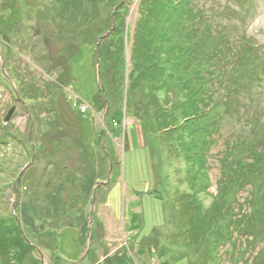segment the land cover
Returning <instances> with one entry per match:
<instances>
[{"label": "rangeland", "instance_id": "374dc122", "mask_svg": "<svg viewBox=\"0 0 264 264\" xmlns=\"http://www.w3.org/2000/svg\"><path fill=\"white\" fill-rule=\"evenodd\" d=\"M142 1L0 0V264H264V174L235 190L224 179L226 156L251 158L262 139L246 145L253 122L264 124V69L234 54L248 38L244 51L264 60V0H186L203 15L194 28L186 21L198 63L207 54L191 88L205 96L214 83L218 98L239 85L254 92L231 109L224 95L199 123L210 193L227 190L254 223L249 233L222 223L226 247L214 258L193 245L187 163L131 73Z\"/></svg>", "mask_w": 264, "mask_h": 264}, {"label": "trees", "instance_id": "16d2710c", "mask_svg": "<svg viewBox=\"0 0 264 264\" xmlns=\"http://www.w3.org/2000/svg\"><path fill=\"white\" fill-rule=\"evenodd\" d=\"M148 5L150 6L149 10L147 9ZM141 6L143 7L141 21L136 25L131 48L133 62L131 73L148 88L151 106L156 111L157 121L161 127L159 133L163 135L166 129L167 134H170L175 142L173 151L175 150L177 156L187 163L186 171L190 180L191 192L183 191L182 196H185L186 199L189 198L190 204H193L191 207H187L188 219L191 223L190 230L195 240H199V243H193V245L198 249L205 246L207 253L210 256L212 254L211 257L214 258L217 247H226V234L222 232V223L226 230L229 229L228 232H231L235 225L246 233L253 230L254 223L252 213H246L242 207L236 209L232 194L227 190L221 189V187L217 193H210L209 175L201 157L206 148L203 151L201 143L203 136L200 138L203 129L199 128V123L208 116L211 109L217 107L218 100H224V95L228 96L225 100L228 101V108L231 109V103L242 102V97L246 102L247 99L253 101L254 92L253 95H250L246 92L245 86L239 85L235 87L233 94L222 92L218 98L214 97L213 92H210L214 83L207 89L208 94L205 96L199 90L192 89L193 82L204 78V74L199 72L197 66H194L198 63L197 58L201 56L202 51L195 36L193 37V33L187 28L186 21L189 19L188 22L193 21L191 28H194L197 19L200 20L203 16L201 10L195 6H189L186 0H143ZM205 22L207 30L212 28L207 20ZM117 27L118 25H115L116 29L111 31L112 35L121 33ZM104 37L105 33L101 32L97 39ZM247 39L245 38V40ZM245 40L241 41L243 50L234 54L237 63L245 65L252 71L259 67L264 69V60L260 61L251 51L246 49L244 51L243 42L246 44ZM98 45L100 46L98 50L108 57V51L102 50L103 48L107 50L106 46L101 42ZM217 53L225 58L229 55L224 47L218 48ZM205 54L198 63L199 65L206 62L203 60L207 56ZM225 58L222 59V62L231 60V58L227 60ZM189 70L194 74V81L193 78L187 77ZM31 99L35 98L31 97ZM253 123L257 130L252 137L253 140H248L246 145H255L261 136V141L257 143V146L260 145V147L252 148L251 158H247L250 156L239 158L226 156L227 161L224 163L225 171L227 169L224 179H232V182L236 183L233 186L234 190L235 188L240 189L244 181L252 182L254 174H264V124L259 126L258 121ZM235 151L240 154L242 150L237 148ZM201 172H204L205 175L204 182L200 181ZM256 190L257 195L264 194L262 187L261 190L258 188ZM198 192L212 196V201L208 206H205L202 200L197 198L195 193ZM256 208L257 206L251 209L256 210ZM25 249L26 247L22 246L21 253H25Z\"/></svg>", "mask_w": 264, "mask_h": 264}, {"label": "built area", "instance_id": "2783aa9c", "mask_svg": "<svg viewBox=\"0 0 264 264\" xmlns=\"http://www.w3.org/2000/svg\"><path fill=\"white\" fill-rule=\"evenodd\" d=\"M81 108H82L83 111H87L88 106L84 104V105L81 106Z\"/></svg>", "mask_w": 264, "mask_h": 264}, {"label": "water", "instance_id": "95a60500", "mask_svg": "<svg viewBox=\"0 0 264 264\" xmlns=\"http://www.w3.org/2000/svg\"><path fill=\"white\" fill-rule=\"evenodd\" d=\"M99 83L102 85L101 81H99ZM12 112H13V109H12V110L10 111V113L8 114V116H7L6 120H8V119L10 118V116H11Z\"/></svg>", "mask_w": 264, "mask_h": 264}]
</instances>
